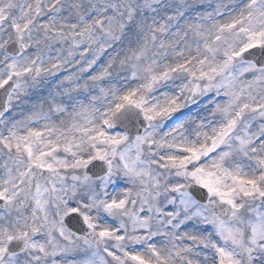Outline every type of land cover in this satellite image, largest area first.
<instances>
[{
    "label": "snow or ice",
    "instance_id": "snow-or-ice-1",
    "mask_svg": "<svg viewBox=\"0 0 264 264\" xmlns=\"http://www.w3.org/2000/svg\"><path fill=\"white\" fill-rule=\"evenodd\" d=\"M0 264H264V0H0Z\"/></svg>",
    "mask_w": 264,
    "mask_h": 264
}]
</instances>
